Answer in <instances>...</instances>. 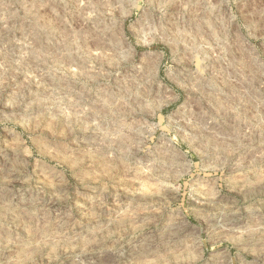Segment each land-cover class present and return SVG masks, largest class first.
Here are the masks:
<instances>
[{
    "label": "rangeland",
    "instance_id": "rangeland-1",
    "mask_svg": "<svg viewBox=\"0 0 264 264\" xmlns=\"http://www.w3.org/2000/svg\"><path fill=\"white\" fill-rule=\"evenodd\" d=\"M0 264H264V0H0Z\"/></svg>",
    "mask_w": 264,
    "mask_h": 264
}]
</instances>
